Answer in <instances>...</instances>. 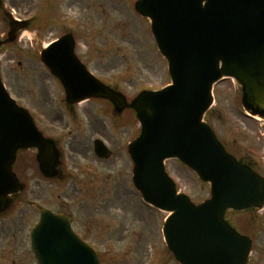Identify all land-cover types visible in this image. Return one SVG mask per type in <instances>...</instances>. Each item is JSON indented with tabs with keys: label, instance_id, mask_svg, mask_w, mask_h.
Listing matches in <instances>:
<instances>
[{
	"label": "water",
	"instance_id": "1",
	"mask_svg": "<svg viewBox=\"0 0 264 264\" xmlns=\"http://www.w3.org/2000/svg\"><path fill=\"white\" fill-rule=\"evenodd\" d=\"M133 8L150 20L167 62L171 84L163 89L143 91L127 104L123 95L87 71L74 53L70 33L41 48L39 58L63 85L67 102L102 97L116 112L126 106L135 110L141 132L128 145L133 185L145 202L169 213L162 233L177 262L246 264L251 239L224 216L230 209L263 207L264 177L228 153L203 116L213 103V85L232 78L243 108L264 117V0H136ZM3 15L8 31L0 47L28 24L7 11ZM29 148L37 151L40 170L54 174L55 144L43 137L0 78V212L22 190L12 165L16 153ZM95 152L104 157L108 151L96 141ZM171 158L210 184L209 199L195 205L177 193L165 172L164 162ZM41 213L32 231L38 264H99L95 253L71 235L67 222Z\"/></svg>",
	"mask_w": 264,
	"mask_h": 264
},
{
	"label": "rangeland",
	"instance_id": "2",
	"mask_svg": "<svg viewBox=\"0 0 264 264\" xmlns=\"http://www.w3.org/2000/svg\"><path fill=\"white\" fill-rule=\"evenodd\" d=\"M3 1L15 18L29 20L16 40L0 50V75L8 92L30 111L38 127H44L52 137L67 140L65 145L74 153L70 160L97 175L87 184L42 183L30 162L31 151L20 152L19 175L28 188L25 199L40 203L39 195L44 193L45 204L53 208L63 196L76 216L95 222L88 242L97 249L101 264H178L166 250L161 235L167 214L145 205L130 184L129 162L123 147L132 137L134 125L105 114L95 116L97 106L93 107V118L65 114L61 88L39 60L42 46L72 31L76 52L96 76L118 84L127 96L142 89L160 88L169 83V76L149 32L148 20L132 10L134 0ZM6 31L0 11V38ZM213 94L214 104L206 120L229 151L245 148L264 173V121L244 114L240 91L231 79L215 84ZM55 117L57 125L53 122ZM94 138L102 139L111 150L107 160H94ZM25 164L28 166L23 171ZM71 168L69 171L73 172ZM166 170L177 189L193 201L209 196L208 185L177 160H167ZM52 198H58V203ZM15 208L11 215L0 219V264H36L27 248L26 232V223L33 221L34 205L21 202ZM228 217L254 237L251 264H264V210L229 213ZM26 248L30 255L23 256Z\"/></svg>",
	"mask_w": 264,
	"mask_h": 264
},
{
	"label": "flooded vegetation",
	"instance_id": "3",
	"mask_svg": "<svg viewBox=\"0 0 264 264\" xmlns=\"http://www.w3.org/2000/svg\"><path fill=\"white\" fill-rule=\"evenodd\" d=\"M95 106H97L99 108V111L96 113L93 112V107H95ZM62 107H63L64 113L65 114H71L72 118H79L80 116H83V115L89 116L90 118H93V113L95 114V116L105 114L106 116H109V118H110L109 104H107V102H105V101L87 99L84 102L80 103L78 106L75 105V106H70L67 108L65 106H62ZM104 112H106V113H104ZM116 119L117 120L121 119L120 122L125 120L126 122L128 121V123H130L131 125H134L132 131L135 132L136 125L134 123L135 121L132 118L131 114L127 113V116L124 114L123 117L121 115V116L116 117ZM53 122L57 125V118L56 117L53 119ZM44 129L45 128L43 127V131H44ZM90 132H93L96 134V132H94L92 129L90 130ZM44 133L47 134L45 131H44ZM95 139L96 138L93 139L92 145H91L92 152H94L93 151V143H94ZM66 141L67 140H63L61 138V136L55 137V142H56L57 148L59 150V158H60V160H59L60 165L58 168L57 176L53 180H50V179H47V178L41 176V177H39V180L42 183L53 184L55 186L61 185V184H67L68 182H71L73 185L79 184V183L80 184H87L89 179H92L93 176H97L96 174L88 173L87 168H85L84 165L81 166V164H79V162L77 163V162H75V160H70L71 158H74V156H73L74 153L70 152V150H71L70 146L68 147L67 145H65ZM67 148H68L69 154H68V152H66ZM236 155H238V157L241 158V161H243L244 164L250 165L256 171H261L260 170V168H261L260 163L256 159H254L251 156V154H249L247 152V150L245 148L240 150V151L237 150ZM93 156H95V155H93ZM110 156L111 155H109L108 158ZM94 158H95L94 159L95 161H98V160L103 161V160L108 159V158L99 159L96 156ZM82 164H84V163H82ZM262 165L264 166V164H262ZM70 166L72 167L71 169H73V172L69 171ZM23 168L25 171V169L27 167L25 168V165H24ZM127 168L128 169L131 168L130 163L127 164ZM26 178H27V181H29V178L28 177H26ZM79 178H81L80 181H79ZM27 189H26L25 193L27 192ZM56 199H58V198H52L54 203H58V200H56ZM67 200L68 199L65 200L62 196L61 202L59 203V205L55 206L53 208L50 207V210L54 214L65 215L68 218L70 231L73 234L75 233L76 235L80 236L85 241H88V238L91 236V233H93L92 230L90 229V227L94 226L95 222H94V224L91 222L92 223L91 224V223L87 222V220H85L84 218H79L78 216H76L69 209V204H68L69 201L67 202ZM39 201H40V203H37V201L31 202L29 200H26L25 194H24V197L18 198V199L16 198L7 210L0 213V219H4V218L8 217L9 215H11L16 210L15 206L21 202L27 203L28 206L34 205V208H33L34 210H32L34 212L33 221L31 223H26V228H27L26 232H27V240H28L27 248L33 257H34V255L31 251V247H30V231H31L32 226L35 224V222H37V220H39V218H40L39 211L41 210V208H48L47 205L45 204L47 202V200H46L44 193L39 195ZM25 215H26V211L24 212V216ZM23 220H25V218H23L21 221H23ZM27 248H26V252H24L23 256H26L27 254H29L27 251ZM29 258L31 259L30 256H29ZM34 259H35V257H34Z\"/></svg>",
	"mask_w": 264,
	"mask_h": 264
}]
</instances>
